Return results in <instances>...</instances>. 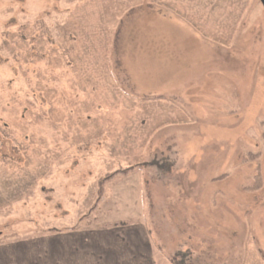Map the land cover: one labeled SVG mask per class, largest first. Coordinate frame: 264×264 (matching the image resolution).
<instances>
[{"label":"rangeland","instance_id":"1","mask_svg":"<svg viewBox=\"0 0 264 264\" xmlns=\"http://www.w3.org/2000/svg\"><path fill=\"white\" fill-rule=\"evenodd\" d=\"M122 223L264 264L260 0H0L1 264Z\"/></svg>","mask_w":264,"mask_h":264},{"label":"crops","instance_id":"2","mask_svg":"<svg viewBox=\"0 0 264 264\" xmlns=\"http://www.w3.org/2000/svg\"><path fill=\"white\" fill-rule=\"evenodd\" d=\"M40 241V245H45L44 257L19 255L15 249L20 250L18 246L25 248V245L15 243L10 245L12 257L6 264H46L47 261L54 264H156V246L144 224L122 223L70 230L45 236Z\"/></svg>","mask_w":264,"mask_h":264},{"label":"water","instance_id":"3","mask_svg":"<svg viewBox=\"0 0 264 264\" xmlns=\"http://www.w3.org/2000/svg\"><path fill=\"white\" fill-rule=\"evenodd\" d=\"M260 2L262 3V5L264 6V0H260Z\"/></svg>","mask_w":264,"mask_h":264},{"label":"trees","instance_id":"4","mask_svg":"<svg viewBox=\"0 0 264 264\" xmlns=\"http://www.w3.org/2000/svg\"><path fill=\"white\" fill-rule=\"evenodd\" d=\"M155 164V163H154Z\"/></svg>","mask_w":264,"mask_h":264}]
</instances>
